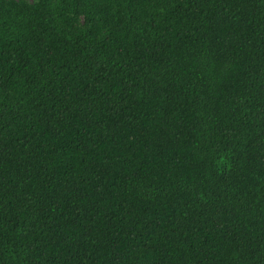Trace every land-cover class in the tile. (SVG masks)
Masks as SVG:
<instances>
[{"label":"trees","instance_id":"trees-1","mask_svg":"<svg viewBox=\"0 0 264 264\" xmlns=\"http://www.w3.org/2000/svg\"><path fill=\"white\" fill-rule=\"evenodd\" d=\"M0 264H264V0H0Z\"/></svg>","mask_w":264,"mask_h":264},{"label":"rangeland","instance_id":"rangeland-1","mask_svg":"<svg viewBox=\"0 0 264 264\" xmlns=\"http://www.w3.org/2000/svg\"><path fill=\"white\" fill-rule=\"evenodd\" d=\"M27 1H31V0H27Z\"/></svg>","mask_w":264,"mask_h":264}]
</instances>
